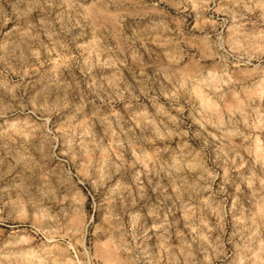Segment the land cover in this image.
I'll list each match as a JSON object with an SVG mask.
<instances>
[{
  "label": "clouds",
  "instance_id": "1",
  "mask_svg": "<svg viewBox=\"0 0 264 264\" xmlns=\"http://www.w3.org/2000/svg\"><path fill=\"white\" fill-rule=\"evenodd\" d=\"M0 264H264V0H0Z\"/></svg>",
  "mask_w": 264,
  "mask_h": 264
}]
</instances>
